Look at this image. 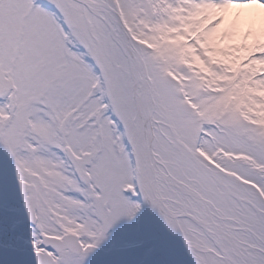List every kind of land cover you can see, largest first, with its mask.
Masks as SVG:
<instances>
[{
  "label": "snow or ice",
  "instance_id": "1",
  "mask_svg": "<svg viewBox=\"0 0 264 264\" xmlns=\"http://www.w3.org/2000/svg\"><path fill=\"white\" fill-rule=\"evenodd\" d=\"M0 264H264V0H0Z\"/></svg>",
  "mask_w": 264,
  "mask_h": 264
}]
</instances>
